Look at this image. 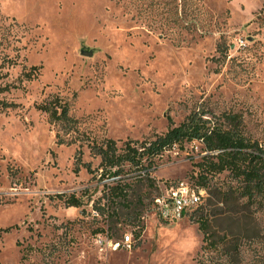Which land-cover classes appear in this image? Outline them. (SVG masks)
I'll use <instances>...</instances> for the list:
<instances>
[{"label":"rangeland","instance_id":"rangeland-1","mask_svg":"<svg viewBox=\"0 0 264 264\" xmlns=\"http://www.w3.org/2000/svg\"><path fill=\"white\" fill-rule=\"evenodd\" d=\"M4 60L0 85L14 87L0 98L18 106L0 112V264H264V196L241 198L228 172L208 182L224 192L215 244L191 214L167 222L153 210L169 186L196 185L197 141L156 158L103 215L93 209L112 179L74 170L79 150L98 168L90 142L151 140L201 110L241 116L244 136L264 144V0H0ZM32 66L38 77L22 79ZM55 96L78 120L77 132L61 130L70 145L37 109ZM71 195L83 205L69 206ZM127 233L132 248L114 249Z\"/></svg>","mask_w":264,"mask_h":264},{"label":"trees","instance_id":"trees-1","mask_svg":"<svg viewBox=\"0 0 264 264\" xmlns=\"http://www.w3.org/2000/svg\"><path fill=\"white\" fill-rule=\"evenodd\" d=\"M6 62L12 64L11 60ZM6 62L4 60L0 67ZM39 70V66H32L29 70L25 68L22 79L27 81L36 79ZM11 86L0 85V94L10 92ZM17 106L15 102L0 98V112ZM37 109L47 113L50 122L59 126L58 144L70 145L76 142L65 138L61 133L64 129L65 134L69 136L78 131V120L71 115L67 102L55 96L38 104ZM209 114L206 110L191 112L179 125L169 127L166 133L155 135L151 140H127L120 145L117 140L111 138L100 143L90 142L88 144L90 154L100 159L97 169H92L90 162L83 161V152L79 150L76 155L75 172H79L84 167L89 173L99 175L100 180L112 179L111 182L103 184L104 207H94V210L103 215L106 213V205L128 202L133 184L149 179L156 167V158L176 146L183 148L185 144L197 141L202 145L204 155L200 162L195 163L199 168L196 186L207 187L209 191L206 202H202L189 214L200 225L208 245L215 244V240L212 241L214 235L211 234L210 221L213 207L218 204L224 192L222 187L216 184L208 186V182L213 181L217 174L228 172L235 180L242 183L239 191L241 198L253 201L264 196V144L251 141L244 136L241 130V116L231 115L225 117V120H220ZM128 173L133 175L129 177ZM66 202L74 207L83 205L81 199L75 195H71Z\"/></svg>","mask_w":264,"mask_h":264},{"label":"built area","instance_id":"built-area-1","mask_svg":"<svg viewBox=\"0 0 264 264\" xmlns=\"http://www.w3.org/2000/svg\"><path fill=\"white\" fill-rule=\"evenodd\" d=\"M203 188L191 184L189 181H182L171 185L153 199V210L163 221H179L189 215V213L203 202ZM93 213H99L93 209ZM99 243L103 246L105 240L99 238ZM134 244L132 233H127L120 241L112 242L114 249L121 246L131 249Z\"/></svg>","mask_w":264,"mask_h":264},{"label":"water","instance_id":"water-1","mask_svg":"<svg viewBox=\"0 0 264 264\" xmlns=\"http://www.w3.org/2000/svg\"><path fill=\"white\" fill-rule=\"evenodd\" d=\"M87 54H88V55H92L93 53H92V52H88Z\"/></svg>","mask_w":264,"mask_h":264}]
</instances>
